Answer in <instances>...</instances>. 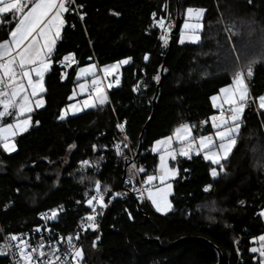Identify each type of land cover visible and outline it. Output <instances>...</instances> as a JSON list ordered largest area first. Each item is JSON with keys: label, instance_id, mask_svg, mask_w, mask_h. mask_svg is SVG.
<instances>
[{"label": "trees", "instance_id": "16d2710c", "mask_svg": "<svg viewBox=\"0 0 264 264\" xmlns=\"http://www.w3.org/2000/svg\"><path fill=\"white\" fill-rule=\"evenodd\" d=\"M75 1L79 11L66 12L65 28L45 76V108L31 114L32 127L16 137L14 153L0 147L4 166L0 227L13 234L40 227L41 213L62 206L54 228L67 240L91 211L86 200L95 194L97 181L102 190L110 189L105 202L125 192L129 153L116 152L115 145L123 141L116 125L126 121L137 152L140 134L152 114L159 82L154 77H160L166 56L165 78L139 156L147 166L145 178L156 174L159 166V156L151 150L155 141L171 135L177 126L195 125L197 137L213 132L210 122L202 125L201 121L218 112L211 97L231 84L235 71L255 61L248 83L255 98L264 95V0H171L175 22L178 6L183 23L189 7L204 8L205 14L200 41L181 44L180 34L171 36L170 51L169 44L161 46V30L154 26L152 15L165 18V0ZM16 22L11 15L2 17L0 42L9 38ZM259 40L262 45L255 49ZM70 53L77 63L65 68L61 61ZM129 57L132 62L122 69L121 86L109 92L110 103L59 119L71 103L82 66L94 62L102 67ZM143 71L150 87L137 97L133 88ZM243 121L238 143L216 178L211 175L215 166L202 154L171 163L179 174L172 182L169 215L157 214L144 200L114 202L103 219L101 241L95 245L97 264H218L217 249L222 252V264H258L249 249L251 240L264 233V221L258 215L264 209V110L250 113L246 109ZM84 160L89 166L82 168ZM208 185L212 187L206 192ZM138 206L148 220L138 213ZM186 237L202 238L217 249L202 240L174 244ZM92 245L84 246L82 264L94 263ZM0 264L10 261L0 255Z\"/></svg>", "mask_w": 264, "mask_h": 264}, {"label": "snow or ice", "instance_id": "6c2138e0", "mask_svg": "<svg viewBox=\"0 0 264 264\" xmlns=\"http://www.w3.org/2000/svg\"><path fill=\"white\" fill-rule=\"evenodd\" d=\"M72 3L74 0H0V17L11 15L17 21L9 33V38L0 42V147L6 153L16 151L15 137L29 130L33 124L31 113L44 106L42 93L46 91L45 76L52 67L54 50L66 24L65 13L71 10ZM164 9H167L166 4ZM204 13V8L189 7L186 10V18L180 32L181 44L186 40L192 43L200 41L199 33L203 29ZM152 15L154 26L159 27L162 32L160 39L167 45L172 25L166 24L163 17L156 19V13ZM80 18L83 19V16ZM144 59L147 61L148 56L146 55ZM130 60L129 57L99 70L95 65L81 67L77 72L78 79L86 80L87 77H92L90 83L86 81L79 84L80 94L86 95L87 98L78 104L69 105L68 109L60 113L59 119H65L69 111L75 114L107 103L108 97L102 87V79L98 78V71H102L105 76L112 75ZM75 63H77L75 54L71 53L65 55L61 61L64 67ZM254 64L255 61L235 71L231 84L221 88L219 95L211 97L213 107L219 110V115L214 114L201 121V124L210 122L214 135L194 136L195 125L184 123L177 126L171 135L155 141L152 151L159 154L156 174L147 175L142 182V188L133 190L139 193L141 200L145 199L146 193V199L158 213L167 214L172 210L169 196L172 194L173 185L170 181L177 177L179 171L171 167L169 161H176L178 156L191 159L193 154L198 156L202 154L205 161L219 166V172L224 171L222 161L228 159L238 143L246 108L251 102H255L259 109L264 110V95L253 98L248 83L254 75ZM154 79L159 81V75ZM116 83L119 84L118 75ZM111 86L109 84V87ZM76 95L74 90L69 99ZM6 118L12 122L4 124ZM35 123L39 124V121ZM117 127L121 132L124 131L123 124H118ZM93 147L95 149V146ZM124 147H127V144H124ZM115 149L118 155H122L121 144H116ZM81 166L82 168L89 166V161H82ZM132 168L136 169V166L132 165ZM136 171L143 173L145 169L140 167ZM219 172L216 167L211 168L213 178H216ZM156 181L159 183H155ZM128 182L131 183V177ZM211 187L206 186L204 191H209ZM109 191L108 188L102 190L100 182H96L95 194L86 200L92 214L82 218L81 227L84 231L97 229V216L107 207L105 193ZM85 196H88L87 192ZM243 203L241 201V204ZM62 210V206L51 209L48 213H42L41 219L54 221ZM258 215L264 218V209ZM129 216L131 217L130 213ZM41 230L39 226L34 229L37 233ZM63 239L46 244L44 237L41 236L39 243L33 246L26 234H9L6 237L7 242L0 245V255L7 256L9 250H13L11 252L14 257L13 264H67L68 256H71V264H82L83 249L73 243L71 236L67 237L68 251L63 257L60 255L59 244ZM76 239H79V234L76 235ZM253 242H258L259 246L251 247L249 251L258 254L259 264H264V234L254 238ZM93 245L95 246V241Z\"/></svg>", "mask_w": 264, "mask_h": 264}, {"label": "built area", "instance_id": "2783aa9c", "mask_svg": "<svg viewBox=\"0 0 264 264\" xmlns=\"http://www.w3.org/2000/svg\"><path fill=\"white\" fill-rule=\"evenodd\" d=\"M167 5V9H166V12H167V18L165 19L166 21V24L170 23L172 25L171 27V30L170 32L168 33V43L167 45H165L163 43V41L160 39L161 35H162V32L160 31V36H159V40H160V43H161V46L162 47H167L168 44H169V41H170V37L172 36V30L173 28L175 27V23L174 20L172 19L171 17V8H170V2L166 4ZM70 12H78L79 11V6L77 5L76 1L74 0V3H72L70 5ZM97 64V63H96ZM74 64H72L71 66H68V67H65V68H71ZM102 85H105V82L104 80H102ZM149 84H148V81L146 79V73L143 71V76L142 78H140L137 82H136V85L134 86L133 90H134V93L137 97H140L143 95V93L149 88ZM92 91H95V89H92ZM253 98H255L253 95H251ZM248 112L250 113H259L260 110L258 108V105L257 103L255 102H251L249 104V106L246 108ZM216 115H219V111L215 113ZM118 124H123L124 125V131L121 132L120 129L117 127L118 131L120 132L122 138H123V141L119 144H121V150L122 152L123 151H127L129 153V161H131V173H132V176L131 178H135L138 182L136 184H134L132 181L131 183H129V177H127L124 181H123V187L125 188V192L120 195V196H117L116 198H111L109 202H105L107 204V207L104 208L101 212V214H99L97 216V224H98V227L95 231H92L91 229H88L87 231H84L81 227V224H82V218L85 217L86 215H90L92 214V212L90 211L89 213L85 214L82 218H81V224H80V229L78 232H76L72 238H73V243L77 246V247H80V248H84L85 244L89 243V242H94L95 241V245H97L98 243H100L101 241V233H102V223H103V219L105 217V214H106V211L107 209L116 201H126L130 198H135V199H138V200H141L139 198V193L137 191H134L133 189H141L143 184V180H142V175L143 173H140L138 171H136V169H139L140 167H143L146 171L147 169V166L146 164L144 163H141L140 160H139V157L136 158V155H137V152H135V150L133 149L132 147V144H131V141L129 139V135H128V131H127V124H126V121L125 122H117V125ZM116 125V126H117ZM125 137H127V140H125ZM124 144H127V147H124ZM132 165H135L136 166V169H133L132 168ZM145 202L148 203V200L146 199V193H145V199H144ZM49 211H45L43 213H48ZM126 212L128 213V217L129 219L132 221L133 220V215L132 213L130 212L129 209L126 210ZM129 213L131 214V217L129 216ZM42 214V213H41ZM41 214L39 216V219L41 221V232L37 233L34 231V229L32 230H29V231H25V232H22L23 234H26L27 238L30 240V243L35 246L39 243L40 241V238L41 236L44 237V241L46 244L48 243H54L55 241L61 239V238H64L63 234L59 231V230H56L54 228V223L56 222V220H48V221H45L43 219H41ZM86 223V222H85ZM47 229V230H46ZM50 230V231H49ZM9 234H13V233H10V232H7L5 231L2 227H0V245H3L5 244L7 241H6V237L9 235ZM21 234V233H19ZM79 234V239L77 240L76 239V235ZM98 238V239H97ZM59 249H60V255L63 257L64 256V253L66 251H68V246H67V240L64 238L63 239V242H61L59 244ZM48 249L46 248L45 251H47ZM13 250H9V255L7 256H4V255H1V256H4V257H7L10 261V264H13V260H14V257L12 256L11 252ZM66 260H67V264H71V256H68L66 257Z\"/></svg>", "mask_w": 264, "mask_h": 264}, {"label": "water", "instance_id": "95a60500", "mask_svg": "<svg viewBox=\"0 0 264 264\" xmlns=\"http://www.w3.org/2000/svg\"><path fill=\"white\" fill-rule=\"evenodd\" d=\"M182 24H183V20H182L181 15H180V8H179V6H178V9H177V17H176V23H175V27H174L173 30H172V36H176V35H179V34H180L181 29H182ZM171 48H172V40L169 41V50H168V51H170ZM166 58H167V56H166ZM166 58H165V61H164L163 65H162V67H161V71H160V80H159V82H158V84H157V87H156V93H155L154 98H153V100H152V114H151V116L149 117V119H148L146 125L144 126V128H143V130H142V132H141V134H140V138H139V146H138V149H137V155H136V158H138V157L140 156V154L142 153V151H143L144 135H145V132H146V130L148 129V127H149V125H150V123H151V121H152V118H153V116H154V114H155V111H156V107H157V99H158V96H159V93H160V90H161V87H162L163 80H164V78H165ZM130 164H131V161H129V160L126 161L125 169H124V171H125V173H124V179H125L126 176H127V169H128V167L130 166ZM136 202H138V199H136ZM137 210H138V213H139L140 215L145 216L146 219L148 220V215H146V214L144 213V211L141 209L140 206H138V209H137ZM187 240H202V241L207 242V243H208L210 246H212L213 248H216L212 243H210V242H208V241H206V240H204V239H202V238H188V237H186V238H182V239L176 241L174 244H176V243H180V242H184V241H187ZM157 242H159V240H157ZM172 245H173V244H172ZM216 249H217V248H216ZM217 251H218V255H219V262H218V264H222V263H223V255H222V252H221L220 250H218V249H217Z\"/></svg>", "mask_w": 264, "mask_h": 264}, {"label": "crops", "instance_id": "0c3cea01", "mask_svg": "<svg viewBox=\"0 0 264 264\" xmlns=\"http://www.w3.org/2000/svg\"><path fill=\"white\" fill-rule=\"evenodd\" d=\"M66 14V13H65ZM205 14V13H204ZM65 18V17H64ZM204 18V17H203ZM2 22V17H0V23ZM184 24V23H183ZM202 24H203V22H202ZM183 26V25H182ZM64 30V29H63ZM63 30H62V33H63ZM203 30V29H202ZM202 32V31H201ZM200 32V33H201ZM200 33H199V35H200ZM62 35V34H61ZM185 42H189V41H185ZM190 43H192V42H190ZM131 60H130V62L128 63V64H126V65H122L121 67H120V69L118 70V72H115V75L114 74H112V75H109V76H105L104 75V73L102 72V74L100 75V76H98V78H100V79H102V80H104V82H105V85H104V87L106 88V91H107V97H108V101H107V103H105L103 106H105V105H107L108 103H110V97H109V92H110V90L111 89H113V88H119L120 86H121V75H122V69L124 68V67H126V66H128V65H130L131 64ZM114 64V63H113ZM110 65H112V64H110ZM108 66V65H107ZM47 75V74H46ZM116 75H118L119 76V84H117L116 83ZM109 84H111L112 86L111 87H109ZM45 89H46V86H45ZM45 93V92H44ZM44 93H42V95L44 94ZM251 95H252V93H251ZM43 99H44V106L43 107H41V108H39V109H36L35 111H38V110H41V109H43V108H45V106H46V100H45V98L43 97ZM98 107H102V106H98ZM215 109H217V108H215ZM218 110V109H217ZM261 110V109H260ZM34 111V112H35ZM219 111V110H218ZM262 111V110H261ZM33 112V113H34ZM32 114V113H31ZM68 118V117H67ZM66 119V118H65ZM9 122H12L10 119H8V118H6V119H4V121H3V123L4 124H7V123H9ZM32 127V126H31ZM30 127V128H31ZM29 128V129H30ZM193 131H194V129H193ZM23 134V133H22ZM21 135V134H20ZM193 135H194V132H193ZM207 135H214V130H213V132L212 133H210V134H207ZM19 136V135H18ZM195 136V135H194ZM17 137V136H16ZM16 137H15V139H16ZM14 142H15V140H14ZM155 146V144L153 145V147ZM176 147H179L178 145H175ZM152 147V148H153ZM235 148V147H234ZM152 150V149H151ZM234 150V149H233ZM15 152V151H14ZM14 152H12V153H14ZM153 152V151H152ZM154 153V152H153ZM8 154H11V153H8ZM155 154H157L158 156H159V154L158 153H155ZM195 154H193L192 156H194ZM231 155V154H230ZM229 155V156H230ZM179 158H186V157H180V156H178L177 157V159H179ZM173 161H170V163H172ZM3 168H4V166H3V164L0 162V171H3ZM178 176V175H177ZM177 178V177H176ZM175 178V179H176ZM175 179H173V180H171L170 182L172 183ZM155 183H159V181H156ZM172 185H173V183H172ZM172 193H173V190H172ZM172 195V194H171ZM171 195L169 196V198H171ZM148 204H149V206L153 209V211L154 212H156L157 214H159V215H162V216H167V215H169L170 213H171V211H169L167 214H161V213H158L156 210H155V208H154V206L151 204V202L150 201H148ZM172 204V203H171ZM172 208H173V206H172ZM263 221H264V218H263ZM264 234V233H263ZM259 237V236H258ZM258 237H256V238H258ZM254 241V238L251 240V244H252V247H258L259 245H258V242H253ZM251 253V252H250ZM252 255H254L255 256V261L256 262H258V264H259V257H258V254H253V253H251Z\"/></svg>", "mask_w": 264, "mask_h": 264}, {"label": "rangeland", "instance_id": "374dc122", "mask_svg": "<svg viewBox=\"0 0 264 264\" xmlns=\"http://www.w3.org/2000/svg\"><path fill=\"white\" fill-rule=\"evenodd\" d=\"M186 17V16H185ZM204 17V16H203ZM202 22H203V19H202ZM183 25V24H182ZM183 27V26H182ZM255 31H258V32H260L258 29L257 30H255ZM259 33H256L255 35L257 36ZM259 38V37H258ZM258 38H257V40H258ZM262 45V42H261V40H259L257 43H255L254 44V46H255V49H256V47L258 48V47H260ZM247 46V45H246ZM253 48V47H252ZM242 49H246L245 47H242ZM88 65H95L96 66V68H97V70H99V69H103L105 66H102V67H99L96 63H94V62H92V63H88L87 65H85V66H82V67H86V66H88ZM79 71V70H78ZM102 74V71H98V76H100ZM114 75H115V73H114ZM117 76V75H116ZM91 79H92V77H87L86 78V80L85 79H78L77 78V75H76V80L79 82L78 83V85H77V87H76V89H75V91H76V93H77V95L73 98V99H71V103L69 104V105H75V104H78V103H80V102H82L85 98H87L86 97V95H82V94H80V92H79V84L80 83H85L86 81L88 82V83H90L91 82ZM102 87L104 88V90H105V92H106V95H107V91H106V88L102 85ZM220 94V93H219ZM219 94H217V95H219ZM69 105L65 108V109H68V107H69ZM97 108V107H96ZM64 109V110H65ZM91 109H94V108H89V109H86V110H84V111H80V112H77V113H75V114H73L71 111H69V113H68V115L65 117V118H67V117H69V116H75V115H80V114H82V113H84L85 111H89V110H91ZM260 110V109H259ZM229 158V157H228ZM223 162V161H222ZM169 164H170V166H171V163H170V161H169ZM216 168H217V171L219 172V170H218V166H216V165H214ZM172 167V166H171ZM169 200H170V202H171V198H169ZM98 253H99V248L97 247V246H94V245H92V248H91V258H92V260H93V262L94 263H92V264H97V260H98ZM93 256V257H92ZM86 257V252L84 251L83 252V258H85Z\"/></svg>", "mask_w": 264, "mask_h": 264}, {"label": "bare ground", "instance_id": "6f19581e", "mask_svg": "<svg viewBox=\"0 0 264 264\" xmlns=\"http://www.w3.org/2000/svg\"><path fill=\"white\" fill-rule=\"evenodd\" d=\"M170 2V4H171V0H165V3L167 4V3H169ZM170 7H171V5H170ZM171 17H172V19L174 20V18H173V16H172V11H171ZM177 17V16H176ZM167 18V12H166V14H165V19ZM175 22V21H174ZM104 86V85H103ZM120 133V132H119ZM130 166H131V164H130ZM128 167V169H127V176H126V178L127 177H131L132 176V173H131V167ZM128 172H129V175H128ZM144 174H145V172L143 173V175H142V180L144 181L146 178L144 177ZM125 178V179H126ZM124 179V180H125ZM131 181L134 183V184H136L138 181L135 179V178H131ZM90 243V242H89ZM89 243H87V244H89ZM92 243V242H91ZM93 244V243H92ZM86 245V244H85Z\"/></svg>", "mask_w": 264, "mask_h": 264}]
</instances>
